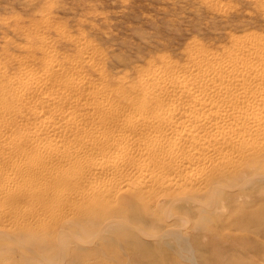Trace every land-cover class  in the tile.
Instances as JSON below:
<instances>
[{
  "label": "bare ground",
  "instance_id": "1",
  "mask_svg": "<svg viewBox=\"0 0 264 264\" xmlns=\"http://www.w3.org/2000/svg\"><path fill=\"white\" fill-rule=\"evenodd\" d=\"M42 45L22 47L14 76L0 68V249L67 226L80 236L82 222L106 234L130 216L172 231L178 217L160 208L205 206L231 179L264 174V35L192 53L133 92L90 83ZM79 52L94 68L92 49Z\"/></svg>",
  "mask_w": 264,
  "mask_h": 264
},
{
  "label": "rangeland",
  "instance_id": "2",
  "mask_svg": "<svg viewBox=\"0 0 264 264\" xmlns=\"http://www.w3.org/2000/svg\"><path fill=\"white\" fill-rule=\"evenodd\" d=\"M258 3L0 0V68L14 76L26 57L22 47L36 52L45 41L58 60L68 57L82 65L90 83L133 92L139 78L167 64L183 67L192 53L219 55L237 37L264 35ZM83 45L93 51L94 68L82 63ZM212 197L205 206L207 197L160 208L164 216L173 210L178 217L169 220L172 231L131 216L106 234L82 222L87 232L80 236L72 226L59 236H8L11 244L1 247L0 257H9L8 264H264V174L231 179Z\"/></svg>",
  "mask_w": 264,
  "mask_h": 264
}]
</instances>
